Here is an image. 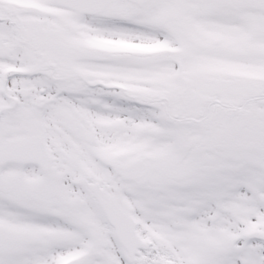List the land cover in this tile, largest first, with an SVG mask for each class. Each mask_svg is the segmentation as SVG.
<instances>
[{"label": "snow or ice", "instance_id": "1", "mask_svg": "<svg viewBox=\"0 0 264 264\" xmlns=\"http://www.w3.org/2000/svg\"><path fill=\"white\" fill-rule=\"evenodd\" d=\"M0 264H264V0H0Z\"/></svg>", "mask_w": 264, "mask_h": 264}]
</instances>
